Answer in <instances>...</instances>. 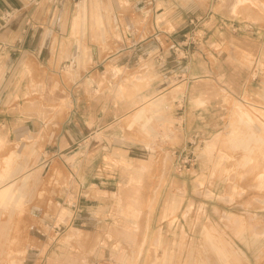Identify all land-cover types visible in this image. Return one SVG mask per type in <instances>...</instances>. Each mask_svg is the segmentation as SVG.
<instances>
[{"label": "rangeland", "instance_id": "374dc122", "mask_svg": "<svg viewBox=\"0 0 264 264\" xmlns=\"http://www.w3.org/2000/svg\"><path fill=\"white\" fill-rule=\"evenodd\" d=\"M90 1L98 2L70 0L55 10L74 17L62 26L88 29V39L105 55L131 44L129 34L149 36L156 29L184 34L177 39L183 49L167 54L166 67H149L141 59L135 71L107 68L97 82L99 93L112 90L129 109L92 134L69 166L54 162L41 168L36 161L43 145L26 148L24 141L33 145L31 139L9 145L0 138V180H16L12 192L21 194L16 206L0 204V242H7L0 264H48L50 259L53 264H264V178L259 179L264 171V48L261 60L210 44L220 56L213 60L215 73L206 75L204 63L205 34L216 24L212 14H218L217 27L223 22L261 34L264 0H241L232 9L225 7L228 0H112L102 28L96 25L95 4L83 11ZM157 39L169 48L162 36ZM186 53L199 60L192 62L196 66L187 63ZM222 53H231L234 70L246 80L238 91L225 83L223 71L229 78L232 69L223 68ZM194 73H204L197 80L214 83L216 122L213 129L185 138L174 123L184 104L188 107L184 82ZM111 75L113 83L107 82ZM237 106L254 120L252 129L238 122ZM128 166L130 171L123 170ZM160 185L147 219L140 202ZM120 192L126 198L119 201ZM143 219L148 228L138 225ZM128 228L138 238L145 234L141 255H136L140 239L133 245L123 236ZM157 233L164 241L151 255Z\"/></svg>", "mask_w": 264, "mask_h": 264}, {"label": "crops", "instance_id": "0c3cea01", "mask_svg": "<svg viewBox=\"0 0 264 264\" xmlns=\"http://www.w3.org/2000/svg\"><path fill=\"white\" fill-rule=\"evenodd\" d=\"M55 9L59 8H54L48 0H0V138L9 145H22L24 138L31 139L33 145L24 141L26 148L43 145L36 161L41 168L54 162L69 166L71 158L92 134L127 113L129 107L120 104L112 90L99 93L97 82H101L109 66L112 72L121 68L135 71L142 59L149 67H166L167 54H177V49H183L177 39L184 34L156 29L151 36L129 34L131 44L124 43L116 53L105 55L101 46L88 39V29L62 26L64 20L70 25L74 17ZM211 18L216 24L205 34L206 75L215 73L213 60L220 57L210 44L242 50L262 60L263 32L226 26L223 22L217 27L218 14L213 13ZM159 36L169 46L167 50L157 39ZM84 47L90 51L88 60L82 56ZM186 55L189 65H194V61L198 64V59ZM221 60L223 68L232 69L229 78L227 71H223L230 90L243 88L241 85H245L246 80L240 79L242 73L234 70L235 58L231 53H222ZM202 75L204 73L188 75L184 82L188 89L184 100L189 104L188 107L184 104L182 117L174 124L181 127L185 138L198 129H213L216 122L217 93L211 80L205 83L197 80ZM110 78L107 82L113 83V75ZM6 244L3 240L0 242V255L6 254Z\"/></svg>", "mask_w": 264, "mask_h": 264}, {"label": "bare ground", "instance_id": "6f19581e", "mask_svg": "<svg viewBox=\"0 0 264 264\" xmlns=\"http://www.w3.org/2000/svg\"><path fill=\"white\" fill-rule=\"evenodd\" d=\"M84 2H86V1H89V0H83ZM82 2V1H81ZM241 2V0H228V2L226 3V5H225V7H229V9H232V7H234L235 5H237L238 3H240ZM93 4H95L98 8L96 9V11H97V13H96V15H98V16H95V17H97V18H95V20H97V26L100 28L101 26H103L104 24V20H103V16H104V9H106V10H108V9H110L111 8V5H110V0H105V1H103V0H98V2H94V1H90V4H89V6H86L87 7V9L85 8V7H83L84 8V10L83 11H85V14H86V12H88V9H89V7H92V5ZM81 14V13H80ZM84 13H82V15H81V19H80V21H82V19L85 17L84 15H83ZM105 17V16H104ZM78 26H79V23L77 24ZM74 26H76V23L74 22ZM85 27V26H84ZM102 28V27H101ZM88 51H87V49H86V47L84 48V56H85V58L87 57H90V54L88 55V54H86ZM120 90L119 91H122L121 90V88H119ZM121 93V92H120ZM251 106H253V109L254 110H258L259 108L260 109H262L260 106H258V105H254V104H250ZM258 108V109H257ZM236 116H237V118H238V122L239 123H241V124H244V125H246L247 126V128H251L252 129V126H254V120L252 119V117L250 116V114L248 113V112H246V111H244V110H242L239 106H237L236 107ZM261 128H263V127H261ZM260 128V129H261ZM261 131H263L264 132V129H261ZM262 137V136H261ZM9 158V157H8ZM6 159V158H5ZM2 160V159H1ZM5 161V160H4ZM2 166V165H1ZM0 166V167H1ZM123 170H125V171H130L131 170V167H126V168H124ZM2 174H0V176H1ZM27 176V175H26ZM26 176L25 177H23V182L25 181V179H26ZM262 178H264V171H263V173L261 174V175H259V179H262ZM9 179V178H8ZM133 179L134 180H136L137 179V177L136 176H134L133 177ZM15 184H16V180H9L8 182H5L4 183V180H0V204L1 205H5V206H16V204H18L19 202H20V195L21 194H18L17 192H15L16 194H13V192H12V190H13V187L15 186ZM160 188H161V185L159 186V188H157L156 190H155V192H154V195H153V197H148V198H144V199H142L143 201L142 202H140V203H143V204H141V206H145L146 208L145 209H147L146 211H147V219H148V217L150 218V216H151V214L153 213V211H154V209H155V202L157 201V198H158V195H159V191H160ZM124 195V192H120L119 193V195L117 196V199L120 201V200H124L125 198H126V196H123ZM43 197V196H42ZM23 198V197H22ZM111 198H113V197H111ZM114 200V199H113ZM115 201V200H114ZM122 202V201H121ZM120 202V203H121ZM140 203L139 204H137L138 205V208H139V205H140ZM114 204H117V203H114ZM143 208V207H142ZM141 209V208H140ZM144 209V208H143ZM141 211V210H140ZM137 212H139L138 210H137ZM142 213V212H141ZM141 213H139V214H141ZM137 214V213H136ZM144 214V213H143ZM132 215V214H131ZM123 216V215H122ZM124 216H125V214H124ZM138 216V215H137ZM139 217V216H138ZM142 217V216H141ZM140 217V218H141ZM144 217V216H143ZM129 219L131 218V217H128ZM135 218H136V216H135ZM137 219V218H136ZM132 220H134V221H136L135 219H132ZM139 220V219H138ZM146 221V220H145ZM138 222V221H137ZM135 223V222H134ZM150 223V222H149ZM142 224V225H141ZM138 225L140 226V228H141V226H144V228L146 227V228H148L149 226L148 225H146L145 224V222H144V219L141 221L140 220V222H138ZM11 226V225H10ZM13 227V226H12ZM133 227V226H132ZM133 228H135V227H133ZM136 228H137V226H136ZM13 229V228H12ZM139 229V227L137 228V230ZM143 229V228H142ZM144 230V229H143ZM142 230V231H143ZM142 231L140 232L142 235L144 234V233H142ZM9 234V233H8ZM138 235H139V233H138ZM138 235H137V233L135 232V231H133L132 229H126L124 232H123V236H125L126 237V240H127V242H130V243H132L133 245L135 244V242L136 243H138V239H140L139 240V243H141V244H139V247L137 248V252H136V255H141L142 254V249H143V246H144V244L146 243V237H145V234H144V236L142 237H140V238H138ZM10 237V236H9ZM136 238H138V239H136ZM7 239V238H6ZM163 236L162 235H160V234H156L155 236H154V238H153V240H152V243H151V246H152V254L151 255H153L154 254V252H156V249H157V247H159V246H161L162 244H163ZM189 245V244H188ZM138 246V245H137ZM187 246V245H186ZM174 247V246H173ZM42 248V247H41ZM168 248V247H167ZM188 249H189V247H188ZM182 249H180L179 250V252L181 251ZM187 253H188V250H187ZM180 254V253H179ZM59 258V257H58ZM57 258V259H58ZM137 258V257H136ZM151 258V257H150ZM55 261L53 260V259H50L49 260V262H48V264H53ZM63 262V261H62ZM135 262H136V260H135ZM150 263V262H149ZM135 264V263H134ZM137 264V263H136Z\"/></svg>", "mask_w": 264, "mask_h": 264}, {"label": "built area", "instance_id": "2783aa9c", "mask_svg": "<svg viewBox=\"0 0 264 264\" xmlns=\"http://www.w3.org/2000/svg\"><path fill=\"white\" fill-rule=\"evenodd\" d=\"M48 1H49V3H51V5L54 8H62L64 6V4L70 0H48ZM72 1H74V0H72ZM141 1L146 2L147 0H141Z\"/></svg>", "mask_w": 264, "mask_h": 264}]
</instances>
